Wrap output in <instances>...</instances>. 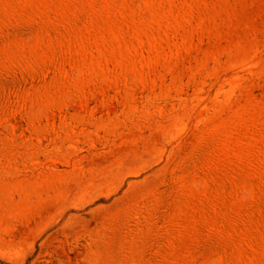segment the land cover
<instances>
[{
  "label": "rangeland",
  "instance_id": "rangeland-1",
  "mask_svg": "<svg viewBox=\"0 0 264 264\" xmlns=\"http://www.w3.org/2000/svg\"><path fill=\"white\" fill-rule=\"evenodd\" d=\"M0 264H264V0H0Z\"/></svg>",
  "mask_w": 264,
  "mask_h": 264
}]
</instances>
